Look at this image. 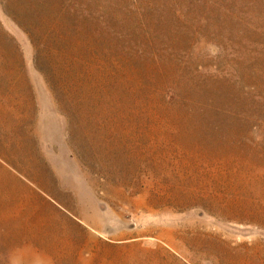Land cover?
Here are the masks:
<instances>
[{"label":"rangeland","instance_id":"1","mask_svg":"<svg viewBox=\"0 0 264 264\" xmlns=\"http://www.w3.org/2000/svg\"><path fill=\"white\" fill-rule=\"evenodd\" d=\"M0 94L54 167L0 264L264 263V0H0Z\"/></svg>","mask_w":264,"mask_h":264},{"label":"crops","instance_id":"2","mask_svg":"<svg viewBox=\"0 0 264 264\" xmlns=\"http://www.w3.org/2000/svg\"><path fill=\"white\" fill-rule=\"evenodd\" d=\"M2 96L0 94V181L7 184L36 183L41 180L37 176L38 173L48 176L50 181L54 168L53 150L48 149V144L39 148L38 132L33 131L31 125L32 115L23 114L25 110L31 113L34 108L39 112L38 96H29L28 107L26 104L22 105L18 98L6 100ZM33 141L34 147L31 144ZM45 182L47 183V180ZM258 260L261 263H258ZM262 261L263 258H258L255 253L240 259L238 264H264Z\"/></svg>","mask_w":264,"mask_h":264}]
</instances>
